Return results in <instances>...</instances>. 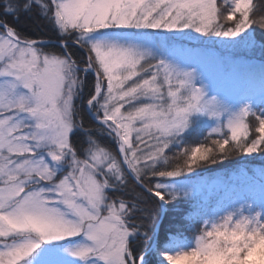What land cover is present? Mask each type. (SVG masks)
Returning <instances> with one entry per match:
<instances>
[{
  "label": "snow or ice",
  "instance_id": "obj_1",
  "mask_svg": "<svg viewBox=\"0 0 264 264\" xmlns=\"http://www.w3.org/2000/svg\"><path fill=\"white\" fill-rule=\"evenodd\" d=\"M261 9L0 0V264H264Z\"/></svg>",
  "mask_w": 264,
  "mask_h": 264
},
{
  "label": "trees",
  "instance_id": "obj_2",
  "mask_svg": "<svg viewBox=\"0 0 264 264\" xmlns=\"http://www.w3.org/2000/svg\"><path fill=\"white\" fill-rule=\"evenodd\" d=\"M264 10V9H261ZM20 28L29 35L38 36L40 33L47 34V28L44 27L41 21H39L36 18H26L24 19L21 24ZM202 140V137H200L198 134L193 135L189 138V144L188 147H195V141ZM256 164H259V161L256 162ZM240 165L235 163L234 161H225L222 165L219 166H213V168L209 171H203V176L206 180L211 181L215 177H223L226 174H233L237 168H239ZM215 190L211 183L207 185L205 190L193 201L186 202L185 204L181 205V208L185 210L186 212H193V210L196 208V205L198 203L203 204H213L215 202ZM195 213L193 212V215ZM175 219V217H173ZM167 223V222H166ZM185 236H188L189 233L187 231L184 232Z\"/></svg>",
  "mask_w": 264,
  "mask_h": 264
},
{
  "label": "rangeland",
  "instance_id": "obj_3",
  "mask_svg": "<svg viewBox=\"0 0 264 264\" xmlns=\"http://www.w3.org/2000/svg\"><path fill=\"white\" fill-rule=\"evenodd\" d=\"M197 45L195 44V42H191V43H188V42H186V47H189V48H191V47H196ZM235 173V172H234ZM233 173V174H234ZM171 219H173V217L171 218Z\"/></svg>",
  "mask_w": 264,
  "mask_h": 264
}]
</instances>
